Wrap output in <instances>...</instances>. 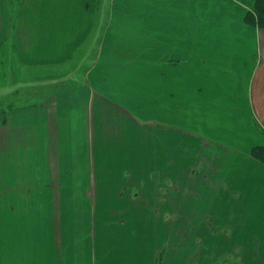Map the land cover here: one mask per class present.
<instances>
[{"label":"crops","instance_id":"0c3cea01","mask_svg":"<svg viewBox=\"0 0 264 264\" xmlns=\"http://www.w3.org/2000/svg\"><path fill=\"white\" fill-rule=\"evenodd\" d=\"M254 2L0 0V63L11 62L15 53L23 66L41 70L87 64L72 89H66L64 82L53 88L48 85L24 97L20 104L11 100L17 90L0 87V152H5L4 158L18 157L11 153L16 149L11 145L19 143L16 153L35 160V170L29 174L40 182V190H44V182L50 181L53 189L58 184L68 206H81L86 199L76 198L75 192L91 187L88 164L96 152L95 143L101 138L106 142L102 140L97 147L101 154L106 139L117 144L115 129L123 132L122 121L163 126L159 118L142 121L141 113L162 107L156 100L167 95V128L172 133L178 127L185 136L172 133L166 141L159 134L157 142L179 144L175 154H185L184 161L188 152L195 154L186 161L185 179H177L176 172L175 177L167 176V205L183 207L188 214L193 206L199 207L200 218H188L189 227L180 229V236L192 240L181 253L186 264L193 257L194 264H210L234 251L240 258L227 260L264 264V166L250 153L253 146L264 145V28L245 21ZM157 79L167 80V89L158 91ZM176 110L195 112L190 119L196 123L190 126L200 129L178 125L171 119V111ZM94 111L100 117H93ZM120 137L137 147L142 141L141 136L135 141H125L123 133ZM131 146L120 153L112 151L110 157H133L139 150ZM147 149L151 157L157 151L150 145ZM203 160L212 170L202 166L196 176L189 175V169ZM173 165L177 163L167 156V171ZM65 192L74 193L70 197ZM147 197L143 204L151 206L154 215L147 210L145 218L125 222L121 218H47L52 229L59 224L51 232V239L58 240L52 241L51 252L66 254L68 261L70 255H81L70 264L75 260L76 264H158L162 242L154 247L149 240L158 238L159 221L165 218H155L156 203L161 200ZM238 198L245 203L239 217L230 218L226 211ZM212 206L222 207L220 215L212 213ZM173 220L167 218V222ZM82 223L88 224L87 234L81 233L77 241V225ZM168 229L170 233L171 226ZM173 260L164 256L160 264ZM52 262L55 264L54 259Z\"/></svg>","mask_w":264,"mask_h":264},{"label":"rangeland","instance_id":"374dc122","mask_svg":"<svg viewBox=\"0 0 264 264\" xmlns=\"http://www.w3.org/2000/svg\"><path fill=\"white\" fill-rule=\"evenodd\" d=\"M12 56L11 62L7 61L5 63H0V87L11 86L13 91L17 90L18 93L11 97V100H15L16 103L24 102V97L27 95L29 96L30 93L33 94L35 90L39 91V88L49 87L48 85L52 87L54 84L64 82L65 84L63 85L67 87L66 89H72V84L79 80L80 74L87 66V64L83 63L64 64L41 70L35 66L25 67L19 63L15 53ZM161 69L160 65L157 64V73H160ZM188 73L191 74L192 72ZM209 81H211V79ZM209 81L207 82L210 86ZM183 82L185 84V80H183ZM226 84L227 81L225 82V85ZM156 85L158 91H162L164 88L167 89V80L157 79ZM161 87H163V89ZM156 102L157 104L160 102L163 106H157L158 108L155 110H143L144 112L142 111V115H140L145 118L142 119V121L147 122L150 119H148V117L157 118V121L159 118L163 126L152 122H148V124H137L136 122H132V125H129L122 121L123 132H119L120 128L115 129V131L118 129V135L114 139L117 144H114L113 141L109 142L108 139H106L107 144H105L104 154H101V151L97 147H99L103 139L101 138L100 141H97L99 143H95L96 147H94L93 150L96 149V152L92 159H90L91 162L88 164L91 169V174H89L92 179L91 187L82 192H75L76 198L79 196L80 198L91 201L92 204L85 200L86 204L81 206H68L66 200L62 198L64 192L57 190L58 184H55L56 189L51 188L52 183L50 181L49 184L44 182V190H40V182L36 181L35 177L29 174L35 170V160H30V158L27 159V156L20 157L21 155L16 153L17 147L20 146L19 143H13L11 145V149L16 147V149L12 150L14 152L11 153L18 157L4 158L5 152H0V264H51L53 263V259L55 264H70L75 258L81 259V255L80 257H75L73 254L72 257L71 255L69 256L70 258L68 261V258L66 260V254H53V252H51L50 248H52V241H58L56 238L51 239V232L56 231L59 224L56 222L55 227L52 229L51 222H49L50 220L47 218H121L122 222H125L127 218H145L148 211L150 212V216L153 214L152 207H146L145 204H143V199L151 195L161 200L156 203L155 214L157 217L155 218H165V220H163L164 222L159 221L161 226V230H159L161 232L159 233L160 238L158 236L156 240H149L150 244L154 247L159 246L160 242H162L159 255L157 256V263H161L164 256L167 261L174 259L170 264L187 263L181 253L189 248L192 240L184 238L185 235L183 237L182 235L180 236V234H182L180 229L189 227L188 218H200L197 217L198 213L196 211L199 207L193 206V212L188 214L187 212L185 213V208L183 209V207H179L178 205L171 207L167 205V176H176V178L178 177L179 179L182 177L185 179L187 176V171L185 170L187 167L186 161L188 162L191 159L190 156L193 157L195 154L188 152L187 160L184 161L183 158L185 154H175L176 149L179 148V144L175 145L174 142L173 144H159L157 142V139H159L157 136L159 134H162L165 140L172 133L174 136H178V138L185 135L178 127H173L172 133H170L171 131L167 128V95L161 96ZM147 105L155 104L144 103L143 106ZM93 117L98 118L100 116L94 111ZM193 117H195V112H188L185 110L171 111V119L177 122L178 125H186L190 130L196 128L190 126L191 123H196L190 119ZM123 118L127 120V117ZM92 130V138H94L95 127H93ZM167 130L169 132H167ZM121 133L125 136V141L129 138L134 140L137 136H141L142 141L140 146L137 147V143L134 142H122L120 137ZM188 135L189 134L186 136ZM145 139L148 141L144 142ZM127 145H132L134 146V148H131L132 150L139 151H135L134 153L131 152L133 157L128 154H126L127 157L124 156L123 159L110 157L112 156V151L118 150L117 152L120 153L128 149ZM148 145L153 146L155 150H157L152 157L151 152H147ZM141 156L143 158H141ZM167 156L172 157L174 164L177 163V166L173 165L168 171ZM202 166H210L206 167V169L208 171L212 170V166L203 160L198 165L189 169V175L196 176L200 172ZM174 172H176V175ZM201 172L205 173V170L202 169ZM149 173L150 175H148ZM161 186L163 187L160 190L159 188ZM48 187L50 188L47 189ZM65 193L69 194L71 197V193L74 192ZM179 193H177L176 196H179ZM135 194H138L139 197L134 198L133 196ZM234 196H237V194H234ZM57 197H59V200H55ZM104 199L108 200L109 206L105 205ZM240 199L241 198H238L236 201L233 200L230 209H227L226 213H230V218L239 217V212L242 210L241 208L244 202ZM205 200H207L206 196H204V201ZM71 202L70 200L69 203ZM220 208L212 206V213L215 216L220 215ZM207 209L208 208H206V210ZM206 216L202 217L206 219ZM167 218H174V220L173 222H167ZM178 218L183 219L179 222ZM208 218H211V216L209 215ZM159 224L157 225L159 226ZM87 226L88 224L85 223L77 225V230L80 233L76 236L75 240L83 236L81 233L87 234ZM169 226H171L172 229L170 233H168ZM186 233H188V231H186L185 234ZM169 235L171 238L169 237L167 239ZM80 242L81 240H79L78 244H80ZM65 245L66 243L61 247L63 251ZM69 250L72 251L71 248ZM233 253V255H230L232 259L240 258L237 251ZM169 254L172 257H170ZM216 260L217 261L211 260L210 264H241L239 260H227L225 256H221ZM191 264H194V257L192 258Z\"/></svg>","mask_w":264,"mask_h":264},{"label":"trees","instance_id":"16d2710c","mask_svg":"<svg viewBox=\"0 0 264 264\" xmlns=\"http://www.w3.org/2000/svg\"><path fill=\"white\" fill-rule=\"evenodd\" d=\"M245 21L259 28H264V0H255L252 9L245 16ZM250 152L254 158L264 165V145H255L251 148ZM227 257L231 258L230 255Z\"/></svg>","mask_w":264,"mask_h":264}]
</instances>
